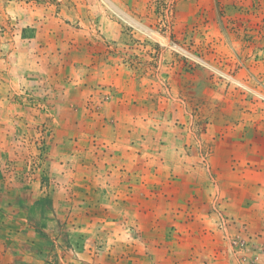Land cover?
<instances>
[{
	"label": "rangeland",
	"instance_id": "obj_1",
	"mask_svg": "<svg viewBox=\"0 0 264 264\" xmlns=\"http://www.w3.org/2000/svg\"><path fill=\"white\" fill-rule=\"evenodd\" d=\"M0 264H264V0H0Z\"/></svg>",
	"mask_w": 264,
	"mask_h": 264
}]
</instances>
